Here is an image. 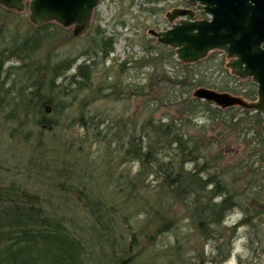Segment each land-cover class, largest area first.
I'll list each match as a JSON object with an SVG mask.
<instances>
[{
  "label": "trees",
  "instance_id": "obj_1",
  "mask_svg": "<svg viewBox=\"0 0 264 264\" xmlns=\"http://www.w3.org/2000/svg\"><path fill=\"white\" fill-rule=\"evenodd\" d=\"M4 27L3 22H0V45L4 40L2 35ZM55 27L54 24H48L34 28L31 35L15 45L13 50L0 46V85H9L5 82V78H2L5 74L2 66L12 57L22 61V65L10 68L7 76L13 73L12 76L17 75L20 78L22 75L25 81H31L28 89L27 86L9 88L5 91L6 94L10 91L9 96L3 92L4 103L0 100L2 119L0 148L8 151L13 140L23 131H26L23 137L26 141L29 134L35 135V138L36 135L37 138L39 136L42 138L43 132L51 133L64 126L68 128L63 124L69 114H72V124L84 131L86 142L90 139L95 142H105L114 135L113 140L110 141L117 140L118 150L122 154L119 155L120 164L131 161L139 163L141 177L142 174L145 175L144 172L158 174L162 179V186L169 194L188 208L189 215L193 222L197 223L201 234L211 238L213 233L208 226L221 225L236 203L234 191L223 178L225 175L216 167L213 168V164L208 160L206 151L208 148H203L198 138L187 131L184 122H176L174 119L154 123L153 119L149 118L141 127L138 136L116 122L115 130L109 133L106 129L102 130L107 124L103 113L93 111L92 105H87L86 101L84 104L83 100L82 105L78 106L55 103L54 98L92 91V79L96 73L94 58L98 57L102 61L109 58L115 51L118 39L113 33L97 29L99 34L93 37V47L80 55L79 60L83 59L81 63L78 64L77 59L72 57L57 60L54 64L41 69L39 76L37 73L40 68L34 67L27 60L45 46H49L56 36V31L53 30ZM145 54L135 60L137 67L140 70L145 67L152 68L153 77L155 73L161 71L163 76L169 79L166 86L164 83L161 84L162 92L166 90L162 97L160 96L161 101L167 98L168 102L176 104L181 100L184 111L208 116L212 124L224 121L226 131L239 132L245 137L251 132L259 135L257 137L259 142L253 144L251 158L259 155V176H264V115L233 108L222 110L205 101L190 100L185 97L194 88L206 87L243 95L252 100L256 97L254 87L246 82L242 83L243 88L240 89L234 83L230 85L229 83L238 81L230 76L227 77L230 81L216 83L215 80L208 79L202 71L195 69L208 61L184 65L178 61L173 62L172 57L169 56H167L166 68L173 69L178 65L181 66L182 71L173 76L166 73V76L164 68L161 69L162 61L158 57L162 54L155 57L157 52L152 45L145 48ZM127 62L125 61L122 67H125ZM220 66L222 68V63ZM73 69L75 73L65 78ZM190 69L192 73L187 75ZM179 78L184 80L187 88L184 86L180 96L173 97L177 91L171 90L169 85L172 80L180 82ZM58 82L61 83L57 85ZM64 84L71 86V89L69 87L71 91L68 92L66 87L61 88ZM104 89L110 92L104 94L103 98L114 95L113 85L102 88L100 92ZM140 89L142 90L143 87ZM11 93L15 96L12 97ZM11 98L14 100L13 105H10ZM249 120H252L253 124L252 127L247 128ZM149 127L152 128L151 131L148 130ZM205 130L204 127L203 131ZM40 146L41 144H38L31 148L26 162L23 161L22 154L12 157L13 161H10L5 156L7 152L0 150V264H110L109 260L114 264H135L127 253L116 259L111 256L116 253L119 240L113 230L115 213L118 207L123 206L126 211L129 207L136 206L135 201H139V195L135 183L136 180L141 181L140 178L135 176L133 180L131 176L121 175L117 183L128 185L126 190L128 193L121 206L116 205L117 209L114 205L109 207L101 196H93L88 192L92 190L88 187L87 170L93 168L94 164L86 155L73 165H67L64 155L68 154L61 151L57 140L53 148H49L52 152L55 146L59 148H56L50 157L46 156L45 149H41ZM160 158H167V162ZM8 161L11 164L7 163ZM253 162L251 165H255ZM187 163L194 165L190 171L184 168ZM109 175L112 181L113 175ZM25 176L29 178L33 176V182L25 181ZM252 184L250 183V186ZM259 187L260 196L264 190V181L259 183ZM87 192L89 194H86ZM121 192L125 193L124 186L120 189L119 193ZM75 197L79 200H75ZM218 198L221 199L220 202H216ZM243 222L250 223V219L246 218ZM141 230L145 231L146 226ZM146 239L150 240L148 237ZM229 256L230 250L225 254L222 263ZM184 262L183 258L168 260V264H184Z\"/></svg>",
  "mask_w": 264,
  "mask_h": 264
},
{
  "label": "rangeland",
  "instance_id": "obj_2",
  "mask_svg": "<svg viewBox=\"0 0 264 264\" xmlns=\"http://www.w3.org/2000/svg\"><path fill=\"white\" fill-rule=\"evenodd\" d=\"M172 3L174 2L160 0H101L94 12L93 27L88 36L74 38L71 30H65L55 23H50L56 25L53 28L56 31L54 40L27 62L40 68L37 73L39 76L41 69L67 57L77 59L79 64L83 61V59L79 60L80 55L91 50L94 44L93 37L99 34V30L115 34L118 39L113 54L103 61L98 57L94 58L96 73L92 79V91L80 92L75 96L54 98L56 100L54 102L78 106L82 105L83 100L84 104L86 101L87 105H92L93 111L103 113L107 124L102 130L106 129L109 133L115 130L116 122L136 136L139 135L141 127L149 118H152L154 123L170 119L184 122L187 125V131L198 138L203 148H208L207 156L210 163L213 164L212 167H216L221 174L225 175L223 178L235 193L234 202L236 204L225 221L219 226H208V229L213 233L211 238H206L201 234L197 223L193 222L189 215L188 208L169 194L168 190L162 186V179L158 174L144 172L145 175L142 174L141 177L139 176L141 170L139 163L131 161L120 164L119 155L122 154L118 150L117 140L110 141V139L113 140L114 135L105 142H95L92 139L86 142L84 131L72 124V114H69L63 124L68 128L64 126L60 129L61 131L57 129L51 133L43 132L42 138L41 136L37 138L36 135L37 139L35 135L29 134L26 141L23 138L26 131H23L13 140L8 151L4 148H0V150L7 152L5 156L10 161H13L12 157L22 154L23 161L26 162V157L30 155L29 151L38 144H41V149H45L46 156L50 157L57 147H54L53 152L49 147L53 148L57 140L61 151L68 154L64 155L67 165H73L86 155L94 164L93 168L87 170V176L90 178L87 179L88 187L93 193L89 190L88 192L93 196H101L109 207L110 205L121 206L128 193L126 191L128 185L117 183L118 178L121 175L131 176L133 180L135 176L139 177L141 181L136 180L135 183V189L139 195V201H135L136 206L129 207L126 211L121 206L122 208L118 207V211L114 212L113 230L119 240L118 247L115 249L116 253L111 256L112 258L116 259L127 253L135 264H168V260L171 258L174 260L183 258L184 264H264V190L259 196V183L264 181V176H259V155L251 158L253 144L259 142V139L257 140L259 135L251 132L247 135L248 137H245L239 132L226 131L224 121L212 124L208 116L194 115L184 111V104L181 103V100L176 104L168 102L167 98L161 101L160 96L162 97L166 91L162 92L161 84L164 83L166 86L169 79L163 76L161 71L155 73L153 77L151 75L152 68L145 67L140 70L134 63L136 59L146 55L145 48L152 45L157 52L155 57L162 54L158 57L162 61L161 69L164 68V75L167 76L166 73H168L173 76L176 73H181V66L177 65L173 69L166 68L167 56L172 57L173 62L178 61L175 51L160 45L148 33L149 30L165 31L170 27L166 15L174 10L176 5ZM0 22L5 25L2 33L4 40L0 46L8 50H13L15 45L29 37L33 29L36 28L29 21L28 12L15 14L1 7ZM97 29L99 30L97 31ZM168 49L172 52H169ZM125 61L128 62L125 67H122ZM206 61L208 62L195 68L196 71H202L208 79L215 80L219 84L230 81L227 77L233 75L226 68L227 61L222 56L215 55L214 58L212 56V59ZM221 63L224 70L220 66ZM20 65H22V61L15 57L3 64L2 70L5 74L2 78H5V82L9 85H0L1 103H4L3 92L7 89L22 88L23 86H27L28 89L31 84V81H25L22 75L20 78L17 75L12 76L13 73L7 76V71L10 68ZM74 71L73 69L68 72L65 78L73 75ZM190 72L191 69L187 75H190ZM178 80L182 84L172 80L169 85L171 90L177 91L173 97L180 96L181 90L186 85L184 80L180 78ZM61 82H58L57 85ZM233 83L239 89L243 88L241 85L244 81L240 80L229 84ZM108 85L114 86V95L103 98V95L108 94L110 90L104 89L101 92L100 90ZM65 87L69 92L71 86L64 84L61 88ZM140 87L143 89L141 90ZM185 88L187 87L185 86ZM196 89L198 88L192 89L185 97L190 100L195 99L193 92ZM210 89L224 92L215 88ZM9 94L10 91L7 94L5 92V95L9 96ZM13 96L15 95L12 94ZM11 101L10 105H13V98ZM233 109L238 110V108ZM252 124V120H249L247 128L252 127ZM204 127L205 131H203ZM148 130L151 131L152 128L149 127ZM1 139L2 136H0V142ZM166 159L161 160L167 162ZM252 161L255 165H251ZM7 163L11 164L9 161ZM193 167L194 165L189 163L184 165V168L189 171ZM109 174L113 175V182ZM33 180V176L31 178L25 176V181L33 182ZM115 183L118 185L116 186ZM250 183H253L252 186ZM123 186L125 193L121 192L120 194V189ZM119 187L120 189H118ZM88 192L86 194H89ZM75 200H79V198L75 197ZM220 201V198L216 200V202ZM154 217L156 218L155 222ZM246 218L250 219V223L243 222ZM143 226H146L145 231L141 230ZM146 237L150 239V242ZM229 250L228 260L222 263V259ZM108 262L114 264L111 260Z\"/></svg>",
  "mask_w": 264,
  "mask_h": 264
},
{
  "label": "water",
  "instance_id": "obj_3",
  "mask_svg": "<svg viewBox=\"0 0 264 264\" xmlns=\"http://www.w3.org/2000/svg\"><path fill=\"white\" fill-rule=\"evenodd\" d=\"M190 10L167 13L170 28L148 33L163 46L173 49L177 60L195 65L213 52L227 54L226 68L239 80L257 85V98L200 87L193 98L222 110L238 108L264 114V51L260 49V29H264V0H186ZM101 0H0L8 12H28L30 23L40 28L55 23L72 30L76 38L88 35L94 12ZM210 15V20H193L191 9ZM262 27V28H261ZM264 36V35H263ZM264 126V125H263Z\"/></svg>",
  "mask_w": 264,
  "mask_h": 264
},
{
  "label": "flooded vegetation",
  "instance_id": "obj_4",
  "mask_svg": "<svg viewBox=\"0 0 264 264\" xmlns=\"http://www.w3.org/2000/svg\"><path fill=\"white\" fill-rule=\"evenodd\" d=\"M160 1H168V0H160ZM172 4H175L176 6H175V8L174 9H180V10H190V8H189V6H188V4H187V2L185 1V0H178V1H175L174 3H172ZM192 11H193V15H194V18H193V20H210L211 19V16L210 15H207V14H204V13H202L200 10H198L197 8H193V9H191ZM173 11V10H172ZM167 16V15H166ZM92 26H93V23H92ZM262 28V27H261ZM264 28V27H263ZM259 34L262 36V38H260V49L261 50H263L264 51V29H260L259 30ZM215 55H220V56H222L223 57V59L225 60V61H228L227 60V54H224V53H212L210 56H209V58L208 59H212V56H213V58L215 57ZM244 82H246V83H249V84H251L253 87H254V89H255V91H256V93H257V85L255 84V83H253L251 80H245ZM255 99V98H254ZM253 99V100H254Z\"/></svg>",
  "mask_w": 264,
  "mask_h": 264
}]
</instances>
